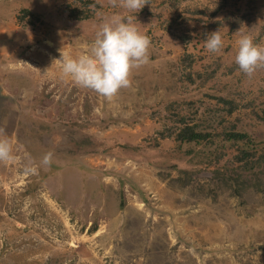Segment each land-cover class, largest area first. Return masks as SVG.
<instances>
[{
  "label": "rangeland",
  "instance_id": "374dc122",
  "mask_svg": "<svg viewBox=\"0 0 264 264\" xmlns=\"http://www.w3.org/2000/svg\"><path fill=\"white\" fill-rule=\"evenodd\" d=\"M221 1L148 0L134 12L121 0H0V264H264V171L236 168L240 151L217 136L231 125L250 134L263 170L264 65L247 76L234 58L241 35L264 48V0H231L246 17L222 12L217 24L207 14ZM129 15L149 45L128 87L106 99L63 76L61 51L87 53L102 23ZM218 30L211 53L204 38ZM186 123L215 133L180 145ZM225 163L238 191L202 188Z\"/></svg>",
  "mask_w": 264,
  "mask_h": 264
},
{
  "label": "clouds",
  "instance_id": "9594fccd",
  "mask_svg": "<svg viewBox=\"0 0 264 264\" xmlns=\"http://www.w3.org/2000/svg\"><path fill=\"white\" fill-rule=\"evenodd\" d=\"M122 6L130 11L140 10L148 0H121ZM133 16L104 22L95 34L87 53L72 57L61 51L63 76L84 88L111 99L119 89L130 84L129 75L133 67L147 62L149 41L133 23ZM240 31V29L238 30ZM235 63L240 71L251 76L255 69L264 65V48L253 43L248 35L237 40ZM204 47L211 53L222 47L220 30L207 34ZM9 157V145L0 140V159ZM48 162L47 156L44 163Z\"/></svg>",
  "mask_w": 264,
  "mask_h": 264
},
{
  "label": "trees",
  "instance_id": "16d2710c",
  "mask_svg": "<svg viewBox=\"0 0 264 264\" xmlns=\"http://www.w3.org/2000/svg\"><path fill=\"white\" fill-rule=\"evenodd\" d=\"M179 0H164V2L162 3H174L176 4ZM87 2H91V1H87ZM209 8V7H206ZM206 8H202L203 10H198V12L202 13V14H206L205 12H207L205 9ZM81 9L80 11H78V14L76 13V9H73L71 16L73 18H88L89 16V11ZM211 13L207 14V16H210L212 18H215V22L218 24V22H220L219 18H216L218 15H220L222 12H228L229 14H234L236 15V18L238 20V23H241L243 21V19L246 17L247 13H241L240 11V7H237V4L234 2H231V0H222L221 3L219 4V6H216L215 8H211L210 9ZM22 12H24L27 15H30L31 17H33L34 15L37 16L34 12H32L31 10L27 9V8H23ZM188 15H186V14ZM184 13H180L179 17L181 18V16L184 15V17L186 16H192L190 15L189 11H185ZM24 14V15H25ZM235 24V23H234ZM264 33V20H263V24L261 25V34ZM186 59H192V56L189 54H183L180 57V62L184 63L186 62ZM220 100H222L226 105L225 107H223V110L226 111L227 113H232L233 112V107H229L230 106L231 101H229L228 99H226L225 97L221 96L219 97ZM228 108V109H227ZM256 111V110H255ZM258 113V119H260V121H262L264 123V102L262 103V105L260 106V109L257 110ZM211 128H205V129H201L200 125H198L197 123H186L185 125H183L179 131L174 135V140L180 144H188V143H192L194 142L197 145H207L208 142H210V138L213 136V134L215 132L210 131ZM222 130V129H221ZM223 133L220 132L219 135H217L219 138L223 137L222 139H219L220 145L222 146H226L228 144H230V146L232 145V147L236 146L238 148V150L240 151L239 154L235 155L234 159L237 163H239V165H237L236 168H243L246 171L249 172H253V174L257 175L260 171H264V154L259 157L258 159H256L255 161L257 162V164L263 168V170L261 169H257V167H253V162H250V159L254 156V152H253V147L254 149L257 148V144L256 142L252 139V137L250 136V134H248L247 132H239L235 125H231L229 126V128H223ZM213 143V142H211ZM233 143V144H232ZM238 144V145H237ZM221 147V146H220ZM219 146H215V149H218ZM212 153H210L209 155H211ZM224 156V154H222L220 156V158H222ZM52 167L49 168V170H51ZM259 170V171H258ZM242 172V171H241ZM214 175L213 177L210 178L209 182L206 184H201L202 188L205 185H208L210 187H219V186H224L226 188H231L230 191H234L237 192L238 190L234 188L233 182H234V176L235 174H233V171L231 170L229 164L225 163L223 165L219 164L218 167H216V171L213 172ZM184 175L185 178L183 177ZM190 177H192V172L190 171H185L180 169L179 170V175L177 180L178 181H182V183H191ZM186 181V182H185ZM211 191H213V189H210Z\"/></svg>",
  "mask_w": 264,
  "mask_h": 264
},
{
  "label": "crops",
  "instance_id": "0c3cea01",
  "mask_svg": "<svg viewBox=\"0 0 264 264\" xmlns=\"http://www.w3.org/2000/svg\"><path fill=\"white\" fill-rule=\"evenodd\" d=\"M186 264V263H185Z\"/></svg>",
  "mask_w": 264,
  "mask_h": 264
}]
</instances>
